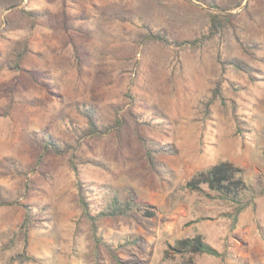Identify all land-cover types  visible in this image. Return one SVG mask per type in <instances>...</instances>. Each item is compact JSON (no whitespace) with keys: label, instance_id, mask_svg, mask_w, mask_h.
Listing matches in <instances>:
<instances>
[{"label":"rangeland","instance_id":"1","mask_svg":"<svg viewBox=\"0 0 264 264\" xmlns=\"http://www.w3.org/2000/svg\"><path fill=\"white\" fill-rule=\"evenodd\" d=\"M208 9L200 0L0 5V193L17 201L0 207V264H9L22 247L17 240L1 250L22 220L20 203L35 214L27 247L35 261L24 264H93L89 227L75 203L73 158L92 197L124 198L130 192L155 214L103 223L120 264H173L177 257H163L167 245L196 233L219 250L226 240V259L230 253L244 264H264V240L254 221L264 227V196L231 228L213 207L197 208L195 195L182 188L193 173L221 160L242 167L251 183L264 177V0L221 10L235 15L229 28L196 46L146 44L141 37L150 28L180 42L192 40L204 32ZM235 36L250 48L243 50ZM23 46L20 67H10ZM217 81L222 99L209 106ZM89 106L104 121L118 114L125 130L77 142L86 125L81 110ZM132 115L157 150L156 170L143 157ZM41 138L77 143L62 155L48 153L26 186L16 169L35 165ZM201 214L207 217L193 221ZM127 238L133 243L117 246ZM195 261L221 264L206 254ZM99 264H116L104 247Z\"/></svg>","mask_w":264,"mask_h":264},{"label":"trees","instance_id":"2","mask_svg":"<svg viewBox=\"0 0 264 264\" xmlns=\"http://www.w3.org/2000/svg\"><path fill=\"white\" fill-rule=\"evenodd\" d=\"M17 0H0V5L3 8H9L15 5ZM210 9L206 10L203 24L204 32L189 41H178L168 37L163 30L153 31L147 28L148 32L143 34L142 40L146 43H159L164 46L175 47H190L196 46V43H201L203 38L215 37L221 35L225 29L229 28L231 19L234 14L226 13L221 10L232 9L242 5L243 0H234L228 6L217 4L214 0H200ZM30 16L35 15L34 12L28 13ZM208 34V36H206ZM206 36V37H205ZM238 44L243 50L249 47L238 36H235ZM188 44V45H187ZM250 48V47H249ZM26 47L20 48L16 53L13 66L20 67V62L25 57ZM228 64L241 68L238 63L228 60ZM212 94L207 103L209 106L217 98L222 99L221 84L216 82L215 87L211 90ZM85 117L86 125L79 128V131L74 140L82 138H91L102 136L105 134H119L126 128V120L118 114L110 121H104L96 114L94 107L89 106L81 110ZM134 135L143 149V157L147 165L151 169L156 170L155 155L157 150L149 139L141 133L140 122L137 117L133 116ZM143 124V123H142ZM40 143V151L36 154L34 166L18 168L16 173L23 175L25 185L28 186V176L36 171V166L40 165L46 155L53 152L57 155H62L65 152L75 149V143L53 142L51 140L36 139ZM264 154V152H263ZM70 168L74 171L75 179V203L78 210V217L87 223L90 231V239L92 241V258L93 264H99L100 248L104 247L111 255L116 264H120L121 260L117 256V247L112 241L106 240L103 234V223L106 220H141L154 216V212L150 210V206L137 200L130 192L124 198H120L117 194L111 195L108 199L92 197L93 188L78 176V169L74 158L70 161ZM182 188L189 194L196 197L197 208L213 207L219 213V216L229 221L231 228H234L240 215L247 210L255 211L256 200L264 196V177L259 183L254 184L245 178L244 169L228 160H221L204 169L198 170L185 181ZM16 200L5 199L0 193V207L5 205H13ZM23 217L17 225V230L12 233L6 246H2L1 250L10 249L17 240L22 241L20 252L14 254L9 259V264H24L30 261H35L28 250L29 233L35 221V214L30 204H22ZM200 210V209H199ZM207 217L206 214L197 215L193 221H201ZM259 235L264 240V227L258 219H254ZM133 243V240L125 239L122 244L117 246L123 247ZM228 243L224 240L221 250L216 249L206 242L205 236L202 233H196L192 236H182L169 243L163 252L164 258H178V261L173 264H196L195 256L198 254L211 255L219 259L221 264H224L228 255Z\"/></svg>","mask_w":264,"mask_h":264},{"label":"crops","instance_id":"3","mask_svg":"<svg viewBox=\"0 0 264 264\" xmlns=\"http://www.w3.org/2000/svg\"><path fill=\"white\" fill-rule=\"evenodd\" d=\"M230 252V250H229ZM233 254L229 253V256L227 259H225V264H244L243 260L241 261L240 259H236L233 257Z\"/></svg>","mask_w":264,"mask_h":264}]
</instances>
